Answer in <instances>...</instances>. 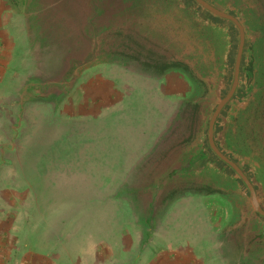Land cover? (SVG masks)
<instances>
[{"label": "rangeland", "instance_id": "1", "mask_svg": "<svg viewBox=\"0 0 264 264\" xmlns=\"http://www.w3.org/2000/svg\"><path fill=\"white\" fill-rule=\"evenodd\" d=\"M237 1L246 6L250 26L262 38L264 0H233L234 6ZM49 2L53 8L39 9L30 20L28 16L23 20L20 31L13 30L16 59L25 61L19 70L22 83L35 74L36 57L45 86L37 97L24 101L16 131L4 125L10 106L0 103V137L8 133L11 139L4 149L6 160L0 157V165L5 163L0 166V207L7 209L11 201H23L8 211L17 210L18 217L29 219L26 227L31 233L53 234L60 251L68 244L89 261L96 252L110 256L98 264H142L136 258L138 250L144 251L143 262L153 264L158 255L177 249L203 252L204 256L208 252L207 259L221 264L216 257L219 250L234 247L225 226L230 217L240 218V204L235 202V209H230L222 201L223 194L188 180L170 183L173 192L151 210L148 191V186L160 184L177 160L178 151L173 149L177 142L181 151L197 152V116L207 92L204 84L189 69L171 66L166 73V68L132 64L129 58L122 63L119 51L109 50L106 36L99 33L111 30L109 24L124 15L140 16L137 7L142 3L108 0L103 2L106 11L95 9L103 16L92 23L82 0ZM38 4L46 5V0ZM82 30L92 37L96 33L104 37L98 41L96 60L95 47L80 45L85 44L80 38ZM123 34L133 32L125 29ZM56 37L62 45L54 51L50 47L59 46ZM35 45L40 46L39 56L34 55ZM194 46L199 42L193 41L189 51ZM54 54L60 55L59 61L66 57L62 67L54 66L53 79L47 80L51 65L46 62ZM202 54L211 56L208 50ZM257 58L262 63L260 50ZM66 82L64 89L58 85ZM261 90L259 81L252 101ZM152 219L160 235L152 242L137 241V223Z\"/></svg>", "mask_w": 264, "mask_h": 264}, {"label": "water", "instance_id": "2", "mask_svg": "<svg viewBox=\"0 0 264 264\" xmlns=\"http://www.w3.org/2000/svg\"><path fill=\"white\" fill-rule=\"evenodd\" d=\"M38 1L28 2L30 11H33L29 20L39 9L44 11L54 7L50 5L51 0H46V5L41 6ZM106 1L82 0L92 23L103 16L95 9L106 11L103 5ZM134 2L142 3L137 7L142 11L140 16L124 15L122 20L115 19L109 24L111 30L99 33L106 36L109 50L119 51L122 55L120 62L129 58L132 64L159 66L166 70H170L171 66L189 69L207 91L204 106H201L197 116L200 119L197 152L181 151L177 142V147L173 148L178 151L177 160L160 184L148 186L152 202L150 209L153 210L162 198L173 192L175 188L170 183L177 181H199L211 192L221 193L233 200L237 198L235 202L240 204V221L243 224L229 232L233 246H238L232 249L243 254L250 253L251 259L249 256L247 259L241 257V264H253L251 260L255 256L264 254V36L257 38L247 19L246 6L241 1L235 2V6L233 0ZM261 10L263 13V6ZM256 14L258 19L261 18V12ZM125 29H130L133 34H123ZM80 35L85 43L80 44L82 48L97 50L100 48L98 41L104 40L98 33L92 34V37L82 30ZM254 38L255 42L252 41ZM60 40L56 37L59 46L52 45L50 48L54 51L60 48ZM193 41L199 42V46L189 51ZM203 50H208L211 56L205 57ZM259 50L262 63L257 58ZM98 53L97 50L93 59L99 57ZM56 56L59 58L60 55ZM259 81L262 90L252 101L250 96L254 95ZM58 85L64 89L67 82ZM43 86H39L37 95ZM237 129L241 136L236 135ZM196 177L200 179L195 180Z\"/></svg>", "mask_w": 264, "mask_h": 264}, {"label": "crops", "instance_id": "3", "mask_svg": "<svg viewBox=\"0 0 264 264\" xmlns=\"http://www.w3.org/2000/svg\"><path fill=\"white\" fill-rule=\"evenodd\" d=\"M28 2L29 0H0V103L6 102L10 106L9 115L4 119L3 123L7 128L14 131L20 128L19 122L21 120V111L24 101L28 98L31 100L30 97H36L38 92L37 89L39 86H43L42 82L45 80V78L42 79L40 77L42 74H40L36 57L33 60L35 74L28 77L27 82L29 83L26 84L27 82L25 81L26 83L24 85L20 79V66L22 65L21 63L25 61L16 59L18 44L13 30L18 28L20 31L21 26L23 28L24 25L23 20H26L27 16L28 18L31 16L28 13V11L31 10ZM39 47L37 45L34 46V49L32 47L35 54L32 52L31 54L39 56V54H37ZM50 56L51 54L49 57ZM55 56L54 54V57ZM56 58L57 60L51 57L46 62L48 65H51L50 76L46 77L47 80L53 79L55 72L54 66H57V64L58 67L63 66V60L59 61L58 56H56ZM115 65H119V62H116ZM166 73H170V70H167ZM39 82L41 84H39ZM16 122L17 126L14 125ZM1 125L3 124H0V128H3ZM4 136L3 134L2 138L0 137V147H2V150H0V157L2 156L6 160V152L4 149L9 145L11 139L8 137V133L5 137ZM4 164L5 163L0 166ZM16 199L19 200V197H16ZM222 201L230 209H235V201L231 200V198L225 197ZM22 203L24 202L13 200L7 207L9 209L17 208L18 204L20 205ZM5 207L6 206L0 207V264H98L100 259L104 260V258L110 257L100 256L98 255L99 253L96 252L92 256V258L94 257L95 259L89 261L85 259L83 253L70 250L68 244L60 251L57 247V243H59L56 238L57 236L54 237L53 234L51 236H42L41 234H37L38 232L34 230L33 233H31V229H27L26 227L29 219L18 217L19 212L17 210L8 211V208L5 209ZM227 218L228 217H226V219ZM241 224L243 223L240 221V218L236 219L235 217H230L225 228L229 227L228 232H230ZM157 227L158 224H156L155 219L143 225L137 223V228L139 230H137L136 235L137 241H154L157 233L159 234L158 231L156 232L157 229H155ZM159 235H157V237ZM143 253L144 251L138 250L136 252V258H138L142 264H147V262L141 260L144 255ZM206 253L207 254L204 256L203 252L192 253V251L189 252L184 249L171 250L170 253L167 254L168 256L165 254L158 255L160 258L153 264H188L190 260L194 264H218L213 258L207 259V255L209 256V254L208 252ZM248 256L251 259L252 256L250 253L243 254L238 250H233L231 248L224 249L222 247L216 257L220 258L221 264H241V257L247 259ZM235 257H238V260L235 261ZM255 258L251 261L259 264L264 261V254L262 256L261 254L255 256Z\"/></svg>", "mask_w": 264, "mask_h": 264}, {"label": "trees", "instance_id": "4", "mask_svg": "<svg viewBox=\"0 0 264 264\" xmlns=\"http://www.w3.org/2000/svg\"><path fill=\"white\" fill-rule=\"evenodd\" d=\"M19 83V82H18Z\"/></svg>", "mask_w": 264, "mask_h": 264}]
</instances>
